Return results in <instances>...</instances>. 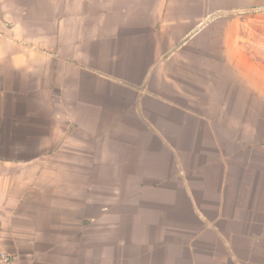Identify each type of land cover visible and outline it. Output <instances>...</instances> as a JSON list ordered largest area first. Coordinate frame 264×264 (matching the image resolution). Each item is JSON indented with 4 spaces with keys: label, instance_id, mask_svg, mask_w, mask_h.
<instances>
[{
    "label": "crops",
    "instance_id": "1",
    "mask_svg": "<svg viewBox=\"0 0 264 264\" xmlns=\"http://www.w3.org/2000/svg\"><path fill=\"white\" fill-rule=\"evenodd\" d=\"M257 9L0 0L12 264H264V43L244 36Z\"/></svg>",
    "mask_w": 264,
    "mask_h": 264
},
{
    "label": "rangeland",
    "instance_id": "2",
    "mask_svg": "<svg viewBox=\"0 0 264 264\" xmlns=\"http://www.w3.org/2000/svg\"><path fill=\"white\" fill-rule=\"evenodd\" d=\"M263 12L264 11L262 9H257V10L250 11L249 14H252L253 16L256 15V19L259 20V17L260 15L263 14ZM260 19H262V22H257V23L250 22L251 30L253 31V33L251 35H249V33L244 35L246 45H249L248 38L255 40L258 45H262L264 43V38H261V36H264V26H263L264 21H263V18H260ZM248 26H249V23H248ZM245 29L249 30L248 27H246Z\"/></svg>",
    "mask_w": 264,
    "mask_h": 264
},
{
    "label": "built area",
    "instance_id": "3",
    "mask_svg": "<svg viewBox=\"0 0 264 264\" xmlns=\"http://www.w3.org/2000/svg\"><path fill=\"white\" fill-rule=\"evenodd\" d=\"M13 257L0 247V264H12Z\"/></svg>",
    "mask_w": 264,
    "mask_h": 264
}]
</instances>
